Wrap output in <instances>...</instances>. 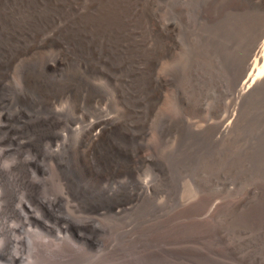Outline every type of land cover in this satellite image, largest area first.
Wrapping results in <instances>:
<instances>
[{"label": "rangeland", "instance_id": "obj_1", "mask_svg": "<svg viewBox=\"0 0 264 264\" xmlns=\"http://www.w3.org/2000/svg\"><path fill=\"white\" fill-rule=\"evenodd\" d=\"M98 1L0 0V264H264V83L234 87L256 10ZM52 105L113 127L94 148L72 134L51 157Z\"/></svg>", "mask_w": 264, "mask_h": 264}, {"label": "bare ground", "instance_id": "obj_2", "mask_svg": "<svg viewBox=\"0 0 264 264\" xmlns=\"http://www.w3.org/2000/svg\"><path fill=\"white\" fill-rule=\"evenodd\" d=\"M100 1V0H99ZM98 1V2H99ZM22 2H24V1H22ZM29 2V1H28ZM36 2V1H35ZM106 2V1H105ZM202 2H203V0H202ZM21 3V2H20ZM25 3V2H24ZM33 3V2H32ZM44 3V2H43ZM184 3V2H183ZM17 4V3H16ZM40 4V3H39ZM51 4V3H50ZM62 4V3H61ZM70 4V3H69ZM203 4V3H202ZM10 5V4H9ZM32 5V4H31ZM41 5V4H40ZM59 5V4H58ZM67 5V4H66ZM65 5V6H66ZM71 5V4H70ZM102 5V4H101ZM108 5V4H107ZM111 5V4H110ZM54 6V5H53ZM73 6V5H72ZM119 6V5H118ZM16 7V6H15ZM18 7V6H17ZM25 7V6H24ZM24 7H23V9H24ZM32 7V6H31ZM254 8L255 10H256V23H257V25L259 26L258 27V30H257V32H256V34H255V36L253 37V39H252V42H251V44H250V47L248 48V50H247V53H246V56H245V58L240 62V64L238 65V68H237V75H236V77H235V79H234V87H235V90L238 92V93H241L242 94V92H244V91H247V90H252L253 88H255V87H257V86H260L261 84H263L264 83V0H244V1H242V0H228V1H226L221 7H219V8H216L215 10H214V12H213V15H218V14H220V15H222V13L223 12H226V11H235V10H242V9H247V8ZM39 8V7H38ZM73 8V7H72ZM11 9V8H10ZM54 9V8H53ZM59 9V8H58ZM115 9V8H114ZM11 10H13V9H11ZM26 10V9H25ZM30 10V9H29ZM4 11V10H3ZM7 11V10H6ZM8 12V11H7ZM11 12V11H10ZM39 12V11H38ZM49 12H51V10L49 11ZM56 12V11H55ZM75 12V11H74ZM245 12V11H244ZM25 13V12H24ZM32 13V12H31ZM101 13V12H100ZM108 13V12H107ZM21 14V13H20ZM29 14V13H28ZM115 14V13H114ZM239 14V13H238ZM23 15V14H22ZM26 15V14H25ZM72 15V14H71ZM42 16V15H41ZM46 16V15H45ZM50 16V15H49ZM20 17V16H19ZM33 17H36V16H33ZM117 17V16H116ZM233 17V16H232ZM235 17V16H234ZM43 18V17H42ZM76 18H77V16H76ZM115 18V17H114ZM21 19V18H20ZM25 19V18H24ZM13 20V19H12ZM33 20V19H32ZM31 20V21H32ZM44 20V19H43ZM46 20H47V18H46ZM115 20V19H114ZM183 20V19H182ZM249 20V19H248ZM49 21V20H48ZM55 21V20H54ZM84 21V20H83ZM13 22H15V21H13ZM234 22V21H233ZM255 22V21H254ZM23 23V22H22ZM117 23V22H116ZM115 23V24H116ZM200 23V22H199ZM230 23V22H229ZM40 24V23H39ZM29 25V24H28ZM38 25V24H37ZM114 25V24H113ZM192 25V24H191ZM254 25V24H253ZM24 26H26V25H24ZM81 26V25H80ZM95 26V25H94ZM7 27V26H6ZM31 27V26H30ZM34 27V26H33ZM10 28V27H9ZM15 28V27H14ZM26 28V27H25ZM88 28V27H87ZM167 28H168V31L170 32L171 30H172V24L170 23V22H168L167 23ZM183 28V27H182ZM188 28V27H187ZM191 28V27H190ZM102 29V28H101ZM104 29V28H103ZM12 30H13V28H12ZM79 30V29H78ZM86 30V29H85ZM26 31V30H25ZM30 31V30H29ZM54 31V30H53ZM185 31V30H184ZM253 31V30H252ZM11 32V31H10ZM24 32V31H23ZM200 32H201V30H200ZM251 32V31H250ZM14 33V32H13ZM17 33V32H16ZM18 33H19V31H18ZM53 33V32H52ZM9 34H11V33H9ZM23 34V33H22ZM29 34V33H28ZM78 34V33H77ZM187 34V33H186ZM252 34V33H251ZM14 35V34H13ZM102 35V34H101ZM113 35V34H112ZM248 35V34H247ZM6 36V35H5ZM50 36V35H49ZM213 36V35H212ZM232 36H234V35H232ZM104 37V36H103ZM163 37V36H162ZM2 38V37H1ZM74 38V37H73ZM80 38H81V35H80ZM111 38V37H110ZM110 38H109V40H110ZM252 38V37H251ZM55 39V38H54ZM57 39V38H56ZM55 39V40H56ZM71 39H72V37H71ZM102 39H104V38H102ZM160 39V38H159ZM172 39V38H171ZM11 41V40H10ZM9 41V42H10ZM14 41V40H13ZM35 42H36V40H34ZM238 41V40H237ZM241 41V40H240ZM174 42V41H173ZM60 43V42H59ZM70 43H71V41H70ZM240 43V42H239ZM21 44V43H20ZM50 44V43H49ZM61 44V43H60ZM7 45V44H6ZM17 45V44H16ZM33 45H34V43H33ZM45 45V44H44ZM77 45V44H76ZM94 45V44H93ZM116 45V44H115ZM170 45V44H169ZM174 45V44H173ZM249 45V44H248ZM1 46V45H0ZM5 46V45H4ZM32 46V45H31ZM33 47V46H32ZM49 47V46H48ZM161 47V46H160ZM3 48H5V47H3ZM3 48L1 47V49L3 50ZM163 48V47H162ZM241 48V47H240ZM77 49H78V47H77ZM97 49V48H96ZM21 50V49H20ZM180 50V49H179ZM80 51V50H79ZM94 51V50H93ZM92 51V52H93ZM4 52V51H3ZM51 52V51H50ZM78 52V51H77ZM21 53V52H20ZM37 53H39V52H37ZM80 53V52H79ZM78 53V54H79ZM237 53V52H236ZM56 54V53H55ZM65 54H67V53H65ZM1 55H2V53H1ZM0 55V56H1ZM45 55V54H44ZM82 55V54H81ZM93 55V54H92ZM3 56V55H2ZM8 56V55H7ZM12 56V55H11ZM41 56V55H40ZM60 56V55H59ZM65 56V55H64ZM77 56V55H76ZM234 56V55H233ZM5 57V56H4ZM9 57V56H8ZM57 57V56H56ZM7 58V57H6ZM11 58V57H10ZM33 58H35V57H33ZM69 58V57H68ZM67 58V59H68ZM148 58H149V56H148ZM59 59V58H58ZM58 59H55V57H54V61L53 62H47V65L49 66V67H52V66H54L53 64L54 63H57L58 64ZM10 60V59H9ZM23 60V59H22ZM33 60V59H32ZM38 60V59H37ZM36 60V61H37ZM40 60V59H39ZM66 60V59H65ZM73 60V59H72ZM3 61V60H2ZM44 61V60H43ZM46 61V60H45ZM52 61V60H51ZM63 61V60H62ZM61 61V62H62ZM30 62V61H29ZM66 62V61H65ZM69 62V61H68ZM1 63V62H0ZM63 63V62H62ZM46 65V66H47ZM56 65V64H55ZM46 66H45V68H46ZM71 66V65H70ZM55 67V66H54ZM54 67H53V70H54ZM57 67V66H56ZM55 67V68H56ZM67 67V66H66ZM69 67V66H68ZM236 67V66H235ZM42 68V67H41ZM204 68H206V67H204ZM34 69V68H33ZM32 69V70H33ZM39 69V68H38ZM65 69V68H64ZM69 69V68H68ZM71 69H72V67H71ZM28 70V69H27ZM26 70V71H27ZM44 70V69H43ZM58 70V69H57ZM57 70H54V71H57ZM70 70V69H69ZM35 71V70H34ZM39 71H40V69H39ZM38 71V72H39ZM53 71V72H54ZM65 71V70H64ZM68 71V70H67ZM77 71V70H76ZM204 71H206V69L204 70ZM48 72V71H47ZM72 72V71H71ZM74 72V71H73ZM29 73V72H28ZM27 73V74H28ZM45 73V72H44ZM57 73V72H56ZM56 73H55V75H56ZM86 73V72H85ZM30 74H31V72H30ZM84 74V73H83ZM32 75V74H31ZM39 75V74H38ZM58 75V74H57ZM56 75V76H57ZM75 75H77V74H75ZM75 75H73V76H75ZM79 75H81V74H79ZM27 76V75H26ZM41 76V75H40ZM46 76H47V74H46ZM68 76V75H67ZM69 76H71L70 74H69ZM87 76V75H86ZM81 77V76H80ZM204 77V76H203ZM33 79H34V77H32ZM36 78V77H35ZM38 78V77H37ZM40 78V77H39ZM57 78V77H56ZM79 78V77H78ZM30 79V78H29ZM42 79H43V77H42ZM49 79V78H48ZM51 79V78H50ZM85 79V78H84ZM171 79H172V77H171ZM21 80V79H20ZM35 80V79H34ZM41 80V79H40ZM44 80V79H43ZM59 80V79H58ZM66 80V79H65ZM86 80V79H85ZM92 80V79H91ZM30 81V80H29ZM38 81H39V79H38ZM55 81V80H54ZM63 81V80H62ZM74 81V80H73ZM153 81V80H152ZM197 81H198V79H197ZM35 82V81H34ZM43 82V81H42ZM52 82V81H51ZM64 82V81H63ZM203 82V81H202ZM201 82V83H202ZM29 83H31V82H29ZM41 83V82H40ZM56 83V82H55ZM62 83V82H61ZM61 83H60V85H61ZM67 83V82H66ZM78 83V82H77ZM141 83V82H140ZM1 84V83H0ZM33 84H35L36 85V83H33ZM33 84H30V85H33ZM53 84V83H52ZM68 84V83H67ZM143 84V83H142ZM161 84V83H160ZM45 85H46V83H45ZM64 85H66L65 83H64ZM146 85V84H145ZM186 85V84H185ZM51 86H53V85H51ZM140 86V85H139ZM203 86V85H202ZM9 87V86H8ZM29 87V86H28ZM31 87V86H30ZM41 87H43V86H41ZM41 87H39V88H41ZM60 87V86H59ZM187 87V86H186ZM201 87V86H200ZM47 88V87H46ZM61 88V87H60ZM98 88V87H97ZM30 89V88H29ZM172 89V88H171ZM174 89V88H173ZM48 90V89H47ZM59 90V89H58ZM116 90V89H115ZM190 90V89H189ZM201 90H203V89H201ZM60 91V90H59ZM41 92V91H40ZM97 92H98V89H97ZM152 92V91H151ZM3 93V92H2ZM26 93V92H25ZM76 93V92H75ZM117 93V92H116ZM119 93V92H118ZM185 93V92H184ZM25 95V94H24ZM109 95V94H108ZM117 95V94H116ZM250 95V94H249ZM50 96V95H49ZM53 96H55V95H53ZM95 96V95H94ZM232 96V95H231ZM10 97V96H9ZM25 97V96H24ZM68 97V96H67ZM116 97H118V95L116 96ZM115 97V98H116ZM147 97V96H146ZM26 98V97H25ZM136 98V97H135ZM239 98V97H238ZM5 99V98H4ZM33 99V98H32ZM91 99V98H90ZM130 99V98H129ZM137 99V98H136ZM143 99V98H142ZM28 100V99H27ZM88 101V100H87ZM116 101H117V98H116ZM119 101V100H118ZM117 101V102H118ZM121 101V100H120ZM140 101V100H139ZM39 102V101H38ZM60 102V101H59ZM69 102V101H68ZM131 102H132V100H131ZM141 102V101H140ZM192 102V101H191ZM107 103V102H106ZM138 103V102H137ZM239 103V102H238ZM117 104V103H116ZM236 104V103H235ZM30 105V104H29ZM118 105H119V103H118ZM117 105V106H118ZM238 105V104H237ZM52 106H54V105H52ZM66 106V105H65ZM69 106V105H68ZM121 106V105H120ZM188 106V105H187ZM9 107V106H8ZM57 106H54V107H52L51 109H50V111H49V114L47 115V117H46V119L50 122V123H54V126L56 127V129H54V130H52L53 132H52V134L48 137V141H47V143H46V149H45V151L52 157V156H54V155H57L59 152H60V150H61V148L62 147H64L66 144H67V142H68V140H69V138H70V136L72 135V134H77V136L79 135H82L83 137H84V139H85V145L88 147V148H94V146L95 145H97L98 143H99V141L101 140V138H102V136H103V131L105 130V129H109V128H112L113 127V121L110 119V117L112 116H110L109 117V119L107 118L108 116L107 115H104V114H101V113H99V111H98V114H96V116H95V118H93V119H90V120H83V119H80V118H78V117H72V118H69V119H66V120H61V118H60V111L61 110H59L58 108H56ZM97 107V106H96ZM105 107V106H104ZM115 108H116V106H114ZM22 108H23V106H22ZM25 108V107H24ZM31 108V107H30ZM69 108V107H68ZM72 108V107H71ZM118 108V107H117ZM116 108V109H117ZM234 108V107H233ZM27 109V108H26ZM62 109H64V108H62ZM94 109H96V110H98L97 108H94ZM101 109V108H100ZM106 109V108H105ZM119 109V108H118ZM187 109V108H186ZM102 110H103V108H102ZM121 110V109H120ZM126 110V109H125ZM5 111V110H4ZM3 110L0 112V116H2L1 114L2 113H5ZM22 111V110H21ZM21 111H19V112H16V113H18V116H19V119H20V121H22L23 122V124H22V126L24 125V121H25V119H28V116L24 113V112H21ZM25 111V110H24ZM29 111V110H28ZM44 111V110H43ZM47 111V110H46ZM45 111V112H46ZM117 111V110H116ZM124 111V110H123ZM96 112V111H95ZM106 112V111H105ZM113 112H115V110L113 111ZM32 113V112H31ZM41 113V112H40ZM110 112H108V114H109ZM235 113V112H234ZM43 114H45V113H43ZM106 114V113H105ZM116 114H117V112H116ZM17 115V114H16ZM29 115V114H28ZM65 115V114H64ZM73 115V114H72ZM71 115V116H72ZM127 115V114H126ZM4 116V115H3ZM33 116V115H32ZM40 116V115H39ZM42 116V115H41ZM83 116H85V115H83ZM82 116V117H83ZM92 116V115H91ZM107 116V117H106ZM122 116V115H121ZM236 116V115H235ZM5 117V116H4ZM67 117V116H66ZM86 117V116H85ZM84 117V118H85ZM225 117V116H224ZM239 117V116H238ZM9 118V117H8ZM42 118V117H41ZM119 118V117H118ZM5 119V118H4ZM11 119V118H10ZM14 119V118H13ZM36 119V118H35ZM62 119H64V118H62ZM123 119H125V118H123ZM238 119V118H237ZM250 119V118H249ZM252 119V118H251ZM46 120V121H47ZM231 120V119H230ZM239 120V119H238ZM254 120V119H253ZM195 121V120H194ZM246 121V120H245ZM244 120H243V122H245ZM248 121V120H247ZM246 121V122H247ZM203 122V121H202ZM229 120L225 123V126L224 127H227L228 126V124H229ZM33 123V122H32ZM42 123V122H41ZM44 123V122H43ZM115 123V122H114ZM117 123V122H116ZM189 123V122H188ZM238 123H240V122H238ZM6 125V124H5ZM17 125H18V123H17ZM26 125V124H25ZM37 125V124H36ZM46 125V124H45ZM44 125V126H45ZM137 125V124H136ZM204 125H206V123L204 124ZM239 125V124H238ZM8 126V125H7ZM12 126V125H11ZM40 126H41V124H40ZM46 126H48V125H46ZM51 126V125H50ZM53 126V125H52ZM27 127H28V125H27ZM33 127H34V125H33ZM38 127V126H37ZM37 127H36V129H37ZM189 127H191V126H189ZM203 127V126H202ZM223 127V128H224ZM9 127H7V129H8ZM11 128V127H10ZM20 128V127H19ZM43 128V127H42ZM45 128V130H46V127H44ZM53 128V127H52ZM14 129V128H13ZM23 129V128H22ZM25 129H26V127H25ZM39 129H41V127L39 128ZM48 129V128H47ZM194 129V128H193ZM228 129V128H227ZM226 129V130H227ZM242 129V128H241ZM27 130H28V128H27ZM188 130V129H187ZM196 130V129H195ZM11 131V130H10ZM16 131H18V129L16 130ZM48 131V130H47ZM137 131V130H136ZM13 132V131H12ZM44 132V131H43ZM1 133V132H0ZM186 133V132H185ZM220 133V132H219ZM21 134H22V132H21ZM25 134V133H24ZM36 134H37V132H36ZM207 134H208V132H207ZM31 135V134H30ZM27 137H28V135H26ZM38 136V135H37ZM44 136H46V135H44ZM78 136V137H79ZM190 136V135H189ZM17 137V136H16ZM15 137V138H16ZM20 137V136H19ZM23 137H24V135H23ZM106 137V136H105ZM34 138V137H33ZM38 138H40V136L38 137ZM41 138H43L42 136H41ZM45 139H46V137H44ZM221 138V137H220ZM27 139V138H26ZM1 140V139H0ZM76 140V139H75ZM218 140H219V138H218ZM25 141L26 140H24V139H21V138H18V141H17V143H18V145H22V144H24L25 143ZM104 141V140H103ZM192 141V140H191ZM71 142V141H70ZM79 141H77V143H78ZM31 143V142H30ZM76 143V144H77ZM79 143H82V142H79ZM106 143V142H105ZM16 144V143H15ZM27 144V143H26ZM29 144V143H28ZM37 144V143H36ZM69 144V143H68ZM74 144H75V142H74ZM83 144H84V142H83ZM102 144V143H101ZM40 145V144H39ZM104 145V144H103ZM131 145V144H130ZM23 146V145H22ZM32 146V145H31ZM34 146V145H33ZM38 146V145H37ZM74 146H76V145H74ZM84 146V145H83ZM223 146V145H222ZM19 147V146H18ZM68 147V146H67ZM71 147V146H70ZM73 147V146H72ZM98 147V146H97ZM33 148V147H32ZM105 148H106V146H105ZM110 148V147H109ZM5 149V148H4ZM75 148H72V150H74ZM80 150H81V148H79ZM118 149V148H117ZM7 150V149H6ZM36 150V149H35ZM38 150V149H37ZM64 150V149H63ZM62 150V151H63ZM86 149L84 148V151H85ZM119 150V149H118ZM29 151V150H28ZM33 151V150H32ZM69 151H71V150H69ZM69 151H68V153H69ZM75 151H76V149H75ZM122 151V150H121ZM7 152V151H6ZM12 152V151H11ZM74 152V151H73ZM116 152V151H115ZM42 153V152H41ZM102 153V152H101ZM114 153V152H113ZM62 154H64V152L62 153ZM61 154V155H62ZM67 154V153H66ZM93 154V153H92ZM125 154V153H124ZM132 154V153H131ZM41 155V154H40ZM43 155H44V153H43ZM69 155H71V154H69ZM74 155H77V154H74ZM94 155V154H93ZM96 155V154H95ZM101 155V154H100ZM27 156V155H26ZM137 156V155H136ZM66 156H64L63 158H65ZM82 157V156H81ZM98 157V156H97ZM100 157V156H99ZM71 158V157H70ZM69 158V159H70ZM80 158V157H79ZM86 160H87V158L86 157H84ZM37 159H39V158H37ZM82 159V158H81ZM103 158H101L100 160H102ZM119 159H120V157H119ZM139 159V158H138ZM99 160V161H100ZM84 161V160H83ZM142 161V160H141ZM42 162V161H41ZM79 162V161H78ZM85 162V161H84ZM88 163V162H87ZM99 163H101V162H99ZM47 164V163H46ZM72 164V163H71ZM79 164V163H78ZM95 164V163H94ZM55 165V164H54ZM59 165V164H58ZM70 165V164H69ZM68 165V166H69ZM80 165V164H79ZM83 165V164H82ZM85 165H87V164H85ZM89 165V164H88ZM16 166H18V165H16ZM60 166V165H59ZM81 166V165H80ZM57 168H58V166H56ZM64 167V166H63ZM70 167V166H69ZM75 167V166H74ZM105 168V167H104ZM0 169H2V168H0ZM5 169V168H4ZM72 169V168H71ZM76 169V168H75ZM88 169V168H87ZM7 170V169H6ZM64 170H66V169H64ZM74 170V169H73ZM79 170V169H78ZM99 170V169H98ZM101 170V169H100ZM9 171V170H8ZM63 171V170H62ZM81 170H79L77 173H79ZM96 171V170H95ZM4 172V171H3ZM12 172H14V171H12ZM61 172V171H60ZM64 172V171H63ZM70 172V171H69ZM44 173V172H43ZM65 173V172H64ZM66 174H67V172H66ZM80 174H82L81 172H80ZM98 174V173H97ZM113 174V173H112ZM3 175V174H2ZM28 175V174H27ZM83 175L84 174H82V177H83ZM15 176V175H14ZM68 176V175H67ZM66 176V177H67ZM85 176V175H84ZM95 176H96V174H95ZM99 176V175H98ZM13 177V176H12ZM75 177H76V175H75ZM80 177V176H79ZM81 177V178H82ZM84 178V177H83ZM82 178V179H83ZM17 179V178H16ZM99 179V178H98ZM75 181V180H74ZM85 181V180H84ZM72 182V180L70 181V183ZM120 182V181H119ZM68 184V183H67ZM86 184V183H85ZM88 184V183H87ZM86 184V185H87ZM97 184V183H96ZM99 184V183H98ZM16 185V184H15ZM73 185H76V184H73ZM67 186V185H66ZM96 186V185H95ZM127 186V185H126ZM118 187V186H117ZM149 187H150V184H149V181L146 179V180H141L140 179V181H138V182H136V185H135V190L136 191H143V192H147V190H149ZM71 188V187H70ZM86 188V187H85ZM151 190V189H150ZM149 190V191H150ZM84 191V190H83ZM89 191V190H88ZM92 191V190H91ZM135 191V192H136ZM87 193V192H86ZM139 193V192H138ZM39 198V197H38ZM48 201L49 203H56L57 202V197H49V198H44L43 199V202L44 201ZM198 202V201H197ZM209 202V201H208ZM204 203V202H203ZM123 208V207H122ZM251 208V207H250ZM257 208V207H256ZM253 210V209H252ZM251 212V211H250ZM260 212V211H259ZM253 213V212H252ZM256 213H258V212H256ZM264 213V212H263ZM259 214V213H258ZM261 219V218H260ZM89 221V220H88ZM202 222V221H201ZM264 222V221H263ZM200 223V222H199ZM6 227V224L5 223H3L2 222V225L0 226V228H2V227ZM11 239H13V238H11ZM14 240L16 241V239L14 238Z\"/></svg>", "mask_w": 264, "mask_h": 264}]
</instances>
